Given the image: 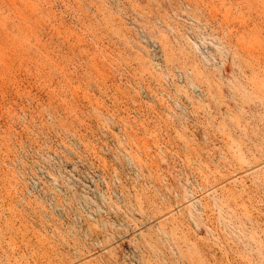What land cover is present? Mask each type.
Instances as JSON below:
<instances>
[{
  "label": "rangeland",
  "instance_id": "1",
  "mask_svg": "<svg viewBox=\"0 0 264 264\" xmlns=\"http://www.w3.org/2000/svg\"><path fill=\"white\" fill-rule=\"evenodd\" d=\"M0 264H264V0H0Z\"/></svg>",
  "mask_w": 264,
  "mask_h": 264
}]
</instances>
